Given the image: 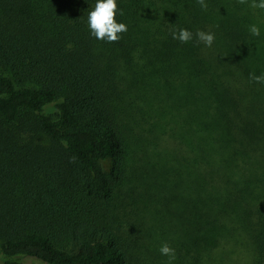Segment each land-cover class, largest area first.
<instances>
[{"label": "trees", "instance_id": "obj_1", "mask_svg": "<svg viewBox=\"0 0 264 264\" xmlns=\"http://www.w3.org/2000/svg\"><path fill=\"white\" fill-rule=\"evenodd\" d=\"M252 2L117 0L128 31L108 43L88 28L96 0H0L2 264H143L116 194L128 169L125 114L145 98L182 116L185 159L201 168L203 191L222 194L208 202L213 219L183 237L197 230L210 257L233 212L264 260V84L249 79L264 74V9ZM180 28L193 39L174 40ZM198 30L215 34L211 47Z\"/></svg>", "mask_w": 264, "mask_h": 264}, {"label": "rangeland", "instance_id": "obj_2", "mask_svg": "<svg viewBox=\"0 0 264 264\" xmlns=\"http://www.w3.org/2000/svg\"><path fill=\"white\" fill-rule=\"evenodd\" d=\"M143 101L137 111L131 109L125 114L124 123L130 132L128 169L116 194V211H126L127 215L120 217L126 238L132 232L140 235L139 246L134 245L133 252L143 264H169V257L159 251L167 243L175 249L176 258L171 264H198L197 259L201 264H264L245 229L232 220L233 212L224 217L225 222H218L225 234L210 244L211 256H200L203 250L196 245L200 241L198 225L213 219L216 210L208 202L222 194L212 185L203 191L201 168L185 159L188 148L181 144L185 140L182 116L172 114L161 99ZM149 105L152 112L146 110ZM259 165L264 168L263 163ZM189 226L197 230L183 237L182 231ZM190 237L195 243L189 242ZM2 258L0 253V264ZM15 260L46 264L31 256Z\"/></svg>", "mask_w": 264, "mask_h": 264}, {"label": "clouds", "instance_id": "obj_3", "mask_svg": "<svg viewBox=\"0 0 264 264\" xmlns=\"http://www.w3.org/2000/svg\"><path fill=\"white\" fill-rule=\"evenodd\" d=\"M240 2L244 3L245 0H240ZM198 3L202 9H207L206 0H198ZM250 7L264 9V0H253ZM117 11V0H96L94 8L90 9L87 14V24L91 36L108 43L119 42L122 35L118 34L126 33L128 28L124 23H117L115 19ZM120 14L122 15L123 13L121 12ZM249 31L253 36L258 37L260 35V29L256 25L250 26ZM171 35L174 40H178L181 43H187L193 39V33L184 28L174 29ZM195 36L199 42L204 43L207 47H211L215 40V34L212 32L198 30ZM249 79L250 81L264 84V74L257 76L251 73ZM159 251L162 255L169 257V264L176 258L175 249L171 248L167 243L162 244Z\"/></svg>", "mask_w": 264, "mask_h": 264}]
</instances>
